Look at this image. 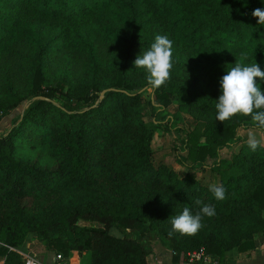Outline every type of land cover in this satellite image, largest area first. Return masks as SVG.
<instances>
[{
    "label": "trees",
    "instance_id": "obj_1",
    "mask_svg": "<svg viewBox=\"0 0 264 264\" xmlns=\"http://www.w3.org/2000/svg\"><path fill=\"white\" fill-rule=\"evenodd\" d=\"M256 8L264 0H0V50L26 44L28 77L27 91L8 88L0 107L35 97L0 134V264H23L14 247L28 231L62 260L71 249L88 252L89 264H145L152 231L172 262L200 246L217 259L229 248H252L253 236L264 232V129L240 115L216 121L215 103L220 78L236 62L264 70ZM156 35L173 41L174 67L171 80L154 91L133 62ZM70 46L82 53L81 77L71 80L60 69L41 85L49 79L47 57ZM179 96L186 100L177 109L194 119L190 129L167 113ZM239 126L261 133L254 152ZM153 127L184 130L182 145L173 144L186 166L182 174L163 160L153 163ZM25 130L38 134L31 146H48L54 166L18 153ZM234 145L221 156L222 147ZM195 167L218 175L213 184L224 185L226 199L214 198ZM27 197L35 201L32 210ZM203 204L215 216L203 217L197 235H169L174 216L184 207L195 214ZM111 227L137 232L115 238Z\"/></svg>",
    "mask_w": 264,
    "mask_h": 264
},
{
    "label": "rangeland",
    "instance_id": "obj_2",
    "mask_svg": "<svg viewBox=\"0 0 264 264\" xmlns=\"http://www.w3.org/2000/svg\"><path fill=\"white\" fill-rule=\"evenodd\" d=\"M47 29H45L46 31ZM48 33V32H47ZM26 44L18 43L13 45L11 49L0 50V103L5 101L7 90L11 88L14 90L15 94H24L27 91L28 86V77L26 75ZM1 49V48H0ZM108 52L105 50L104 55L107 56ZM48 74L49 79H44L41 85L54 80L57 72L60 69L66 70L68 73V78L73 80L74 78H80L82 69H83V56L82 53L73 49L71 46L67 48H62L56 52L51 53L48 57ZM150 94V89L146 88L142 95L144 99ZM35 99L34 96H30L22 100V102L16 107L3 106L0 107V134H3L7 126L11 124V120L18 118L19 115L25 110L27 104ZM98 99L95 100V102ZM186 100V97L179 96L178 99L171 103L167 107V113L178 118L179 124L183 126V129H190L194 122V119L190 117L185 112H182L177 109V102ZM2 115V116H1ZM147 125L151 124V117L149 114L145 115ZM17 121V120H16ZM162 130L158 127H153V137H152V160L153 163H157L159 160H163L166 163H169L178 174H182L186 170V166L177 161L175 157V151L173 144L177 146L182 145V138L184 137V130ZM237 132L244 138L248 140L249 135H254L259 141H261L262 135L259 130L251 127H238ZM38 134L35 131L25 130L23 132V137L18 138V153L25 157H30L37 160L43 166L51 167L54 166L53 158L49 157L48 146L46 144L38 145L35 144L31 146V142L36 140ZM235 147H222L220 149L221 156H227L231 149ZM180 154H183V151H179ZM195 175L199 177L203 182L207 184H213L217 182L218 175L214 171L209 169H201L198 167L193 168ZM24 203L27 207L32 210L35 206L34 199L25 198ZM4 208H0V226L3 225L2 220H4ZM78 223L86 224L89 223L88 219L78 218ZM116 229L120 233H126L128 235H136L137 230H128L124 231L111 227L110 230ZM37 237L34 231H28L25 237ZM158 234L155 231H152L149 236V240L152 241L155 238L158 239Z\"/></svg>",
    "mask_w": 264,
    "mask_h": 264
},
{
    "label": "clouds",
    "instance_id": "obj_3",
    "mask_svg": "<svg viewBox=\"0 0 264 264\" xmlns=\"http://www.w3.org/2000/svg\"><path fill=\"white\" fill-rule=\"evenodd\" d=\"M251 15L256 18L258 25L264 26V8L254 9ZM133 63L135 68L143 69L147 73V84L154 91L158 90L172 78L173 41L167 35H156L150 48L138 55ZM257 80L264 82V70L256 62L250 65L236 62L227 70L226 75L219 80L220 95L215 103L216 121L224 124L240 115L250 117L256 127L264 129V92ZM247 144L254 152L260 141L254 135H249ZM209 191L216 200L226 199L223 184L209 185ZM195 203L202 204L199 199ZM205 216H215V208L212 205L203 204L195 214L188 207H184L181 214L172 218V230L169 235L173 233L189 237L197 235L204 226L202 219ZM109 234L115 238H122L116 229L111 230Z\"/></svg>",
    "mask_w": 264,
    "mask_h": 264
},
{
    "label": "crops",
    "instance_id": "obj_4",
    "mask_svg": "<svg viewBox=\"0 0 264 264\" xmlns=\"http://www.w3.org/2000/svg\"><path fill=\"white\" fill-rule=\"evenodd\" d=\"M124 231H128V229ZM252 242V248L244 250L229 248L222 253L220 259H217L215 256L211 258L215 261V264H264V232L255 234ZM17 249L23 256L25 254H34L39 260L47 264L54 262L55 254L60 253L45 248L37 238L28 236L17 246ZM62 256L64 257L63 261L65 264H89L88 252L77 253L71 249L67 255ZM1 262L2 259L0 258ZM179 262L171 261L170 248L163 245L157 238L149 241V252L146 254L145 264H180Z\"/></svg>",
    "mask_w": 264,
    "mask_h": 264
},
{
    "label": "built area",
    "instance_id": "obj_5",
    "mask_svg": "<svg viewBox=\"0 0 264 264\" xmlns=\"http://www.w3.org/2000/svg\"><path fill=\"white\" fill-rule=\"evenodd\" d=\"M14 249L18 250L17 247ZM19 251V250H18ZM57 259V261H55ZM180 264H215V261L211 258L210 254L205 252L202 246L189 250L185 253ZM23 264H47L39 260L34 254H25ZM51 264H65L61 258L60 253L55 254L54 262Z\"/></svg>",
    "mask_w": 264,
    "mask_h": 264
},
{
    "label": "water",
    "instance_id": "obj_6",
    "mask_svg": "<svg viewBox=\"0 0 264 264\" xmlns=\"http://www.w3.org/2000/svg\"><path fill=\"white\" fill-rule=\"evenodd\" d=\"M102 93H103V89L99 92V96H101L102 95Z\"/></svg>",
    "mask_w": 264,
    "mask_h": 264
}]
</instances>
